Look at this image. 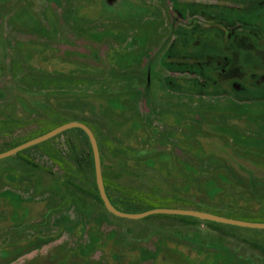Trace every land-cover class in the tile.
I'll return each instance as SVG.
<instances>
[{"label":"rangeland","instance_id":"374dc122","mask_svg":"<svg viewBox=\"0 0 264 264\" xmlns=\"http://www.w3.org/2000/svg\"><path fill=\"white\" fill-rule=\"evenodd\" d=\"M25 1L32 15L24 19L33 25L37 20L42 25L40 33L21 27L20 19L9 23L18 8H4L0 22V63L6 62L5 42L17 43L13 67L17 59L26 70L19 83L0 71V154L54 126L84 121L97 135L105 176L129 189L112 190L114 200L126 209L145 212L165 203L264 223V133L256 139H236L249 151L238 157L248 166L233 164L245 178L219 157L206 156L193 138L195 127L218 135L219 129L211 122L226 118L234 122L248 119L264 128L262 88L255 97L247 96L258 98L256 105L243 96L225 105L205 103L206 97L199 94L205 93L193 89L197 78L194 60L166 61L156 52L164 33L172 32L171 26L150 21L130 24L135 30L140 25L149 27L150 36L136 31L132 36L115 34L110 51L106 48L110 41L100 44L96 30L87 40L63 26L62 37H52L44 20L47 0ZM244 19L257 27L255 17ZM143 55L149 65L139 72ZM69 137L84 166H89L93 151L86 138ZM62 142L48 140L27 153L0 159V249L13 251L35 240L26 252H16L22 255L19 261L7 264H264V229L156 215L138 220L115 216L87 193L90 188L96 192L93 176L76 173L55 153ZM25 159L44 169L33 168ZM39 235L50 240L40 245ZM92 239L94 246L86 251Z\"/></svg>","mask_w":264,"mask_h":264},{"label":"flooded vegetation","instance_id":"af4514ba","mask_svg":"<svg viewBox=\"0 0 264 264\" xmlns=\"http://www.w3.org/2000/svg\"><path fill=\"white\" fill-rule=\"evenodd\" d=\"M22 1L25 0H0V7H2L0 22H3L4 8L9 11L18 8L21 10L10 15L9 19L7 18L9 23L13 18L20 19L23 25L21 27H28L40 33V26L42 25L37 20H35L34 25L25 21L24 18L31 17L32 14L26 1L25 4ZM191 1L54 0L53 2V0H47L48 6L45 9L47 12L44 20L51 27L52 37L56 38L62 37L60 28L63 26L74 29L87 40L91 39L92 32L96 30V33H99L98 42L100 41V44L110 41L106 45L110 51L112 47L111 37L115 34L125 33L132 36L133 32L136 31L141 35L145 33L150 36L151 29L149 27L141 28L142 25H140L135 30L131 28L133 25L130 24L150 21L159 25H167V27L171 26L172 32L164 33L163 44L160 45L162 47H156V52L161 54L160 59L166 58V61L167 58L177 57L194 60L193 69L197 78L194 80L193 89L205 93H199L206 97L205 103L215 104L218 101L225 105L229 100H236L234 97L243 96L245 99H250L248 100L250 104L256 105L258 98H248L247 96L255 97L258 95V89L264 90V0ZM250 17L257 19V27H253L252 24L245 21L244 18L249 19ZM128 25L130 28L127 27ZM9 26L10 29L15 28V26ZM21 27L17 28L23 31ZM87 29L88 32L85 33ZM16 45L17 43L5 42L6 62L5 64L4 62L0 63V71L1 75L7 74L11 82L19 83L24 75L23 72L25 73L26 70L18 64L17 59L15 60L16 67H13L12 57H18L17 50H14ZM169 47L172 48L171 51L168 50ZM145 58L146 55L141 56L142 66L139 68V72L146 69L143 66L149 65ZM213 73L218 82H222L221 84L215 81L216 79L211 75ZM200 76L204 79L203 82H198ZM16 101L20 102V98H16ZM211 123L215 124V127L217 126L219 134L210 136L195 127L193 131L195 139L203 150L227 162L231 169L245 178L244 172L233 167L234 163L239 168L247 165L238 157L241 158L243 154L249 153L248 150L240 147L237 140L259 138L260 133H264L262 124L248 119L234 122L227 118L221 123ZM231 134H233L235 141L230 139L232 138ZM47 158L49 159V157ZM237 159L238 161H236ZM35 164L36 166H32L33 168L44 169L40 164ZM253 172L258 174L259 170L254 169ZM36 175L39 179V174L36 173ZM251 190L254 191L253 188ZM38 197L35 198L39 200ZM28 208L27 206L26 211L30 213L31 210ZM49 236L41 238L39 235L37 239L41 242L40 245L48 242ZM33 241H35L34 238L29 241L27 247L22 244L13 251L6 248L5 250L0 249V264H7L13 259L19 261L22 255L17 253L26 252ZM5 246L7 247V245ZM40 264H43V261Z\"/></svg>","mask_w":264,"mask_h":264},{"label":"water","instance_id":"95a60500","mask_svg":"<svg viewBox=\"0 0 264 264\" xmlns=\"http://www.w3.org/2000/svg\"><path fill=\"white\" fill-rule=\"evenodd\" d=\"M71 129H81L87 135L89 142L91 144V147H92V151H93L96 182H97V186H98L101 199L105 207L115 216L119 218H123V219H128V220H138V219L147 218L152 215H173V216L190 217V218H195V219H199L202 221H209V222H214V223L234 226V227H240V228L264 229V223L245 222V221L226 218V217L218 216L212 213L202 212V211H197V210L174 209V208H154V209L142 212V213H127V212H122L118 210L111 202L106 186H105L103 171H102L101 156H100V148H99L97 137L89 126L81 122H69L62 126H59L56 129L38 138L25 142L5 153L0 154V159L13 156L19 152H22L31 147L44 143Z\"/></svg>","mask_w":264,"mask_h":264},{"label":"trees","instance_id":"16d2710c","mask_svg":"<svg viewBox=\"0 0 264 264\" xmlns=\"http://www.w3.org/2000/svg\"><path fill=\"white\" fill-rule=\"evenodd\" d=\"M84 114V112H83ZM88 117L91 118V115L89 116L88 114ZM81 123H84L81 122ZM85 124V123H84ZM87 125V124H86ZM87 126H90V125H87ZM59 127L58 126H54L50 129H48L47 131H45L42 135L54 130L55 128ZM90 128L93 130V128L90 126ZM94 132V130H93ZM95 133V132H94ZM83 136L86 138V140L88 141L89 145L91 146L90 142H89V139L87 137V135L85 134V132L81 129H71V130H68L52 139L49 140V142H54V141H60L62 140V144H60V150L59 149H54L55 150V153L58 155V156H61L63 159H65L67 162L70 163L72 169L74 171L79 172L80 174H83L84 173L86 175H92L93 178H94V183H95V188H96V192H92V189L90 188L89 192L87 193H90V195L94 196L102 205L104 204L102 199H101V196H100V193H99V190L97 188V185H96V181H95V166H94V157H93V154L91 152V156L89 157V166H84V160L82 159V155L80 153V151L77 149V146L76 144L73 142V138L69 137V136ZM96 135V133H95ZM97 137V135H96ZM193 138L195 139L194 135H193ZM98 140V138H97ZM196 142H198L196 139H195ZM46 142L44 143H41L39 145H42V144H45ZM39 145H36L34 147H31V148H36L38 147ZM92 149V147H91ZM30 150L27 149V150H24L20 153H27L28 151ZM53 150V149H52ZM18 153V154H20ZM204 153L206 154V156H212L211 154H209V152H206L204 151ZM17 154V155H18ZM46 154L50 160L54 161L56 163V159H54L52 156H50L48 153H44ZM25 162L30 165V166H36V164L34 163L33 160H28V159H25ZM60 164V163H59ZM62 166V165H61ZM63 167V166H62ZM65 169V168H64ZM67 170V169H66ZM65 170V171H66ZM49 173H52L50 172V170H48ZM102 171H103V177H104V182H105V186H106V189H107V192H108V195L110 197V200L111 202L113 203V205L120 211L122 212H127V213H142V212H138V211H132L130 209H126L125 207L119 205L115 200H114V197H113V194H112V190H118V191H121V192H127V190L129 189H126L125 187H123L122 185H119L117 183H114L112 182L111 180H109L106 176H105V170L103 169L102 167ZM67 172V171H66ZM86 188H84V192H86ZM104 206V205H103ZM154 208H174V209H188V210H197V211H202V212H208V213H212V212H209L205 209H201V208H185V207H182V208H175V207H172L170 205H167L165 203H162V204H159V205H153L151 208H149L148 210H151V209H154ZM146 210V211H148ZM212 214H215L217 215L216 213H212ZM157 217H172V218H181V219H184V220H192V221H198V222H204V223H208V224H211L213 226H217L219 224H216L214 222H209V221H201L199 219H195V218H190V217H182V216H173V215H156ZM94 240L92 239V241H90L88 243V245H86L84 248L86 251L91 249L94 245ZM97 244V243H96ZM86 253V252H85ZM122 260V259H121Z\"/></svg>","mask_w":264,"mask_h":264}]
</instances>
